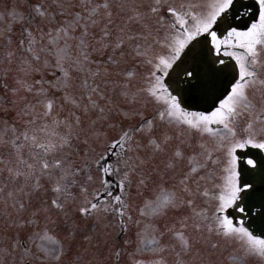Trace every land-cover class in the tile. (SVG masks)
I'll return each mask as SVG.
<instances>
[{
	"label": "snow or ice",
	"instance_id": "6c2138e0",
	"mask_svg": "<svg viewBox=\"0 0 264 264\" xmlns=\"http://www.w3.org/2000/svg\"><path fill=\"white\" fill-rule=\"evenodd\" d=\"M81 7L71 19H61L69 15L64 0H28L26 12H8L7 63L15 58L27 77L39 70L42 54L44 66L50 55L60 75L47 88L43 81L18 78L13 95L22 89L32 98L25 97L16 119L0 127L2 214L9 228L28 231L26 242L6 237L0 264L9 257L11 264H103L88 254L107 245L114 230L124 239L121 247L108 248L113 264H212L209 244L220 247L210 243L212 237L239 246L243 256L233 254L234 264L247 257L264 261V238L232 216L251 217L256 208L252 223L264 227V157L252 155L241 167L238 154L248 148L264 153V126L255 127L258 120L264 124V99L257 108L250 98L257 86L264 88V0H214L200 14L191 11L199 5L176 7L168 0H81ZM114 16L123 20L115 34L109 29ZM98 18L108 23L95 40L97 50H112V70L105 66L103 81L99 66L90 67V29ZM237 20L246 22L244 30ZM17 24L20 39L13 47ZM223 56L235 61L233 68L216 59ZM140 63L151 71L147 84L136 88ZM181 67L170 91L166 79ZM74 73L81 74L79 96L72 91ZM229 76L214 110L185 109V101L206 100ZM109 86L119 90L126 108L108 94ZM51 89L63 95L57 98ZM142 96L163 108L146 118L135 107ZM245 111L253 119L238 134L237 118ZM214 125L226 134L217 139ZM205 137L216 140L211 149ZM214 153L222 156L213 159ZM216 165H222L223 183L210 195L207 183L214 181ZM198 199L214 202L211 215ZM53 233L65 235L55 239ZM78 237L87 246L77 245Z\"/></svg>",
	"mask_w": 264,
	"mask_h": 264
},
{
	"label": "rangeland",
	"instance_id": "374dc122",
	"mask_svg": "<svg viewBox=\"0 0 264 264\" xmlns=\"http://www.w3.org/2000/svg\"><path fill=\"white\" fill-rule=\"evenodd\" d=\"M94 1H96V0H94ZM213 1L214 0H212V2ZM27 2H28V0H0V14H3V17H4L3 19H0V37L2 39L0 41V75L2 74V72L3 73L5 72V69L6 68H9L10 69L9 71L5 72V75H4V81L7 82L9 84V86H11V88L9 89L7 95L9 96V99L11 101H13V103H12L13 105H11L9 107V109H8L9 110V114H10L9 119H8L9 121H12L11 116L14 117V113H16V111L18 110V108L22 107L26 103L25 97H27L29 100L32 98L30 94H26V92L23 91L22 89L18 92V94L13 95V90L20 87L19 85H17L16 80L18 78L21 79V76L24 73L20 72L17 69L16 62H14L15 58H14L13 63L11 65H9L7 63V61L5 59L6 47L3 46V44L6 42V39H7V33L5 32V29H7L10 25H12V20L9 18L8 12L13 7L17 8L19 11L26 12L27 11ZM31 2L32 3H35V0H31ZM64 2H65V5H66V10L68 11L69 15L67 17H63L61 19H65V18L71 19L72 18V13H73L72 7H71V1L70 0H64ZM192 2L193 3H197V5H199L198 2H197V0L196 1L195 0H192ZM17 25H15V26H17ZM104 26H105L104 24L98 23L95 26L94 29H90V32L93 33V34H95V33H97L96 29L102 28ZM14 27H13V29H14ZM76 35H79V31H77ZM13 36H14V33L12 34V37ZM94 42H95V40H94ZM107 50L104 51V52H107ZM74 51H75V49H74ZM96 52H97V48H96ZM99 56H97L96 54H92L91 53L90 59L93 61V63L90 65V67L93 70H96L98 66L100 68V66L103 67L105 65L108 66L109 68H111L110 65H107V61H108L109 56L107 58L102 57V56L99 57ZM47 60H48V65L47 66H44L43 65V54H42V63H41V65L38 66L39 70L36 71V72H33L34 75L36 74L35 77H37V74H41L42 76H44V75L45 76H47V75H50L51 76L52 75L53 70L57 66H56V63L52 61V56H50V55L47 56ZM103 73H104V70H103ZM31 75H29V76H31ZM73 75H74V77H77V78L74 79V81H73L74 87H73L72 91L77 96H79L80 95V92H79V88L78 87H79V77H81V74L74 73ZM38 77L39 78H42L40 76H38ZM108 79L111 80L110 78H108ZM138 79H139V75L137 76L136 81ZM143 81H144V83L143 84L141 83V84H142V86H145L147 81H146V79L145 80L143 79ZM37 87H39V85H37ZM53 91L56 93V97L57 98H59V97H61L63 95L62 92H56L55 90H53ZM78 92H79V94H78ZM107 92H108V94L110 96H112L115 99V101L117 102V104H119V106L124 107V108H126L128 106L127 103L124 101L123 97L120 96V94H117L116 92L113 93L111 91V86L107 89ZM1 94H2V92H0V95ZM250 98H254L252 96V94H250ZM0 101H1L0 102V106L5 107V105H6L5 101L4 100H0ZM152 102L153 101L151 99L142 96L141 99H140V101L135 105V107L138 108L140 110V112L144 116V113L146 112L145 111V108L147 106H150V104ZM139 103H140V105H142V103L144 104V110H143L142 106H140V105L137 107V105ZM254 103H255V99H254ZM245 113H247L249 115L248 112L245 111ZM249 116H251V115H249ZM260 127H262V126H260ZM223 133H226V130H224ZM207 141H208V145H209V148L210 149L216 143V142H214V143L210 144L209 143L210 140H207ZM218 154H220V153H214L213 154V158L216 155H218ZM161 167H163V165H161ZM215 169H216V166H215ZM213 185H214V183L212 181L208 182L207 183L208 189L210 190L213 187ZM210 195H211V190H210ZM212 195H213V192H212ZM138 203H139V201H138ZM209 205L211 206L212 203H209ZM2 213H3V206L0 205V230L3 231V233L0 232V234H1L0 235V250H2V248H1L2 245L5 247L6 244L10 242V241H7L6 240V237H15V236L18 235L19 239L22 241L23 239H27V236H28V231H26V230L17 229V228H9L8 227V224L10 223V221L8 220V218L6 216H3ZM134 218H136L135 217V213H134ZM135 231H136V228L134 230V233H135ZM52 235H53L54 238H59V239L63 238L62 237L63 236V233H61L59 236H57L55 233L52 234ZM116 239H117L116 238V233H114V235L109 239L108 243H110V245L113 243V244L119 246L120 244L115 241ZM121 241H123V240H121ZM81 244H83L84 246H87V242H84L83 239H82V237H78V239H77V245H81ZM220 245H222V248L223 247H227L228 248V247L231 246V245H226L225 243L224 244H221L220 243ZM241 252L242 251L239 249V247H237V249L235 251H233L234 255H236V256H242L241 254H243V252L242 253ZM100 255H102V252H100ZM93 257H95V256L92 255V258ZM254 258L255 257H253V259ZM10 259H13V258H10ZM0 260H3V256L2 255H0ZM111 264H113V263H111Z\"/></svg>",
	"mask_w": 264,
	"mask_h": 264
},
{
	"label": "water",
	"instance_id": "95a60500",
	"mask_svg": "<svg viewBox=\"0 0 264 264\" xmlns=\"http://www.w3.org/2000/svg\"><path fill=\"white\" fill-rule=\"evenodd\" d=\"M236 26L238 25L236 24ZM238 28H240V26H238ZM226 65L230 69L233 68L230 62H227ZM181 72H182V67L181 69H178L176 71L175 75H172L168 78L167 82H169V80L172 81V84H171L172 90L176 88L175 81L179 79ZM230 80H231V76H229L228 79H222L220 82V86L217 88L215 93L209 98H207L206 100L185 101L183 106L189 110L205 112V113H208L209 111L214 110V107L217 106V104L219 103V99L224 97L226 89L229 86ZM176 91H178V89ZM176 91H174L173 93L176 94ZM252 154L249 156H252ZM253 211H255L256 214H253ZM257 213H258V209L253 208L251 217L245 216V219H247V221L250 220L249 223L253 226V227L251 226V230L254 232L255 235L264 237V227H261L259 225V222H257L256 224L252 223V218L256 217ZM232 214L234 215L235 218H237V216H240L239 213H232ZM250 224L246 223L247 226Z\"/></svg>",
	"mask_w": 264,
	"mask_h": 264
}]
</instances>
